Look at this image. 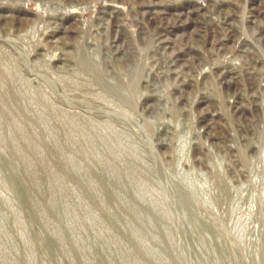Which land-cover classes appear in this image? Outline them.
<instances>
[{
    "label": "rangeland",
    "instance_id": "374dc122",
    "mask_svg": "<svg viewBox=\"0 0 264 264\" xmlns=\"http://www.w3.org/2000/svg\"><path fill=\"white\" fill-rule=\"evenodd\" d=\"M0 264H264V0H0Z\"/></svg>",
    "mask_w": 264,
    "mask_h": 264
},
{
    "label": "bare ground",
    "instance_id": "6f19581e",
    "mask_svg": "<svg viewBox=\"0 0 264 264\" xmlns=\"http://www.w3.org/2000/svg\"><path fill=\"white\" fill-rule=\"evenodd\" d=\"M159 2V1H158ZM156 4H158L157 2H156ZM193 21V20H192ZM197 34V33H196ZM200 37H202V36H200ZM203 38V37H202ZM164 40V39H163ZM163 42V41H162ZM160 43V42H159ZM196 49V48H195ZM174 56H176V55H174ZM173 58V57H172ZM179 59H177V61H178ZM173 65V64H172ZM234 71V70H233ZM233 77V76H232ZM234 79H236V78H234Z\"/></svg>",
    "mask_w": 264,
    "mask_h": 264
}]
</instances>
